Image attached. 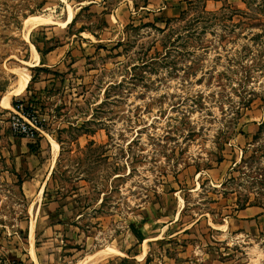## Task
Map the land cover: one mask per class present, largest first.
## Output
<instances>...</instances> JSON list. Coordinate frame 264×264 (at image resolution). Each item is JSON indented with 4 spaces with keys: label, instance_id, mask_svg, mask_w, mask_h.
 Wrapping results in <instances>:
<instances>
[{
    "label": "rangeland",
    "instance_id": "374dc122",
    "mask_svg": "<svg viewBox=\"0 0 264 264\" xmlns=\"http://www.w3.org/2000/svg\"><path fill=\"white\" fill-rule=\"evenodd\" d=\"M7 95L0 264H264V0H0Z\"/></svg>",
    "mask_w": 264,
    "mask_h": 264
},
{
    "label": "built area",
    "instance_id": "2783aa9c",
    "mask_svg": "<svg viewBox=\"0 0 264 264\" xmlns=\"http://www.w3.org/2000/svg\"><path fill=\"white\" fill-rule=\"evenodd\" d=\"M8 128L13 136L21 139L33 140L42 133L41 122L37 115L34 111H30L22 102L12 106Z\"/></svg>",
    "mask_w": 264,
    "mask_h": 264
},
{
    "label": "bare ground",
    "instance_id": "6f19581e",
    "mask_svg": "<svg viewBox=\"0 0 264 264\" xmlns=\"http://www.w3.org/2000/svg\"><path fill=\"white\" fill-rule=\"evenodd\" d=\"M72 18H73V15L71 12H69L67 18L63 22H61L60 25L62 27H66L71 22ZM51 23H53V22H51L50 19L30 16L24 20L23 25L25 28H27V30H30V29L35 28L37 26L51 24ZM38 58L39 57H38L36 50L34 49V47H31V56H30L29 60L24 61V64H26L27 66H36ZM13 72H16L19 75L20 80H19V84H18V87L16 88V90L14 92H11L10 94H19L25 90L28 82H30L29 81L30 80V74L27 70H24V69L23 70L13 69ZM8 97H9L8 95L4 96L1 100L0 105L4 109L9 108ZM79 264H84V262L81 261Z\"/></svg>",
    "mask_w": 264,
    "mask_h": 264
},
{
    "label": "crops",
    "instance_id": "0c3cea01",
    "mask_svg": "<svg viewBox=\"0 0 264 264\" xmlns=\"http://www.w3.org/2000/svg\"><path fill=\"white\" fill-rule=\"evenodd\" d=\"M182 4H183V2L182 1H180V2H178V3H176V6L177 7H182ZM174 5V4H173ZM172 7V6H171ZM38 54V53H37ZM39 58V60L41 59L42 61H45V62H48L49 63V66H58L61 62H62V59H63V55H61V54H57L56 52H49V53H47V54H45V55H41V56H38ZM27 60H29V59H27ZM26 60V61H27ZM38 65V61H37V64H36V66ZM29 67H33V66H29ZM30 79H31V76H30ZM30 81V80H29ZM28 84H29V82H28ZM28 84H27V86H28ZM26 86V87H27ZM26 89V88H25ZM24 92V91H23ZM22 92V93H23ZM11 107V106H10ZM38 194H39V192H38Z\"/></svg>",
    "mask_w": 264,
    "mask_h": 264
},
{
    "label": "trees",
    "instance_id": "16d2710c",
    "mask_svg": "<svg viewBox=\"0 0 264 264\" xmlns=\"http://www.w3.org/2000/svg\"><path fill=\"white\" fill-rule=\"evenodd\" d=\"M33 70H34V68H33ZM33 70H32V71H33ZM15 104H16V103H14L13 105H15ZM135 237H137V239H138L139 241H141V240L143 239L142 234H141L140 232H138V231L135 233Z\"/></svg>",
    "mask_w": 264,
    "mask_h": 264
}]
</instances>
